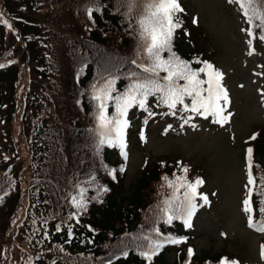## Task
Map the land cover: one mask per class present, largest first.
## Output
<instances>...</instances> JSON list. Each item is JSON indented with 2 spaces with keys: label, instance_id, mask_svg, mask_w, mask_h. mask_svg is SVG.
<instances>
[{
  "label": "trees",
  "instance_id": "16d2710c",
  "mask_svg": "<svg viewBox=\"0 0 264 264\" xmlns=\"http://www.w3.org/2000/svg\"><path fill=\"white\" fill-rule=\"evenodd\" d=\"M178 2L183 11L176 14L172 52L191 68L212 64L211 38L186 15L187 0ZM140 12V4L128 0H0V237L17 234L20 256L11 264H248L227 237L219 246L213 239L198 244L184 215L168 220L173 197L186 190L176 191L184 182L177 178L204 182L202 167L182 156L149 158L127 185L120 146L99 143L94 93L110 84L112 94L121 95L148 78L139 67L146 55L137 32ZM137 109L172 113L159 93L128 111ZM106 111L114 114L111 105ZM175 113L198 115L181 105ZM247 146L243 156L253 150L247 159L255 182L247 223L258 230L264 223V125ZM201 185L194 203L201 196L211 203ZM155 244L158 251L146 260L144 252ZM262 246L264 237L260 253Z\"/></svg>",
  "mask_w": 264,
  "mask_h": 264
},
{
  "label": "rangeland",
  "instance_id": "374dc122",
  "mask_svg": "<svg viewBox=\"0 0 264 264\" xmlns=\"http://www.w3.org/2000/svg\"><path fill=\"white\" fill-rule=\"evenodd\" d=\"M186 6L192 23L212 40L213 69L223 74L221 84L228 93L223 113L228 120L221 125L212 116L196 115L185 123L183 114L161 109L127 112L124 147L119 153L127 168L126 184L134 181L149 158L191 159L207 173L201 177V189L212 204L202 200L195 204L189 226L195 227L196 243L213 239L219 246L227 237L229 248L243 262L264 264L259 249L264 232L247 224L244 202L250 175L248 155L243 156L252 132L264 125V48L249 37L247 20L235 0H187ZM15 244L13 231L0 237V264H11L14 256H20Z\"/></svg>",
  "mask_w": 264,
  "mask_h": 264
},
{
  "label": "snow or ice",
  "instance_id": "6c2138e0",
  "mask_svg": "<svg viewBox=\"0 0 264 264\" xmlns=\"http://www.w3.org/2000/svg\"><path fill=\"white\" fill-rule=\"evenodd\" d=\"M137 2L141 6V12L137 17L139 25L137 32L141 51L146 54L144 62L139 67L148 74V78L133 84L126 93L121 95H113L110 84L100 92L94 93L93 99L98 102L96 119L99 143L118 144L123 149L124 129L128 126L124 117H126L128 109L134 105L143 108L146 97L156 93L160 94L161 102L172 110L173 115L177 105H181L185 111L196 113L205 119L212 116L213 122L223 125L228 120V116L223 113L229 104L227 90L221 84L223 74L215 71L213 65L207 62H203L201 68H191L187 62L180 60L171 50L174 31L180 26L176 14L183 11L178 0H128L130 6ZM236 2L239 4L249 28L256 29V31H248L249 37H256L264 42V0H236ZM4 23L6 24L7 21ZM165 52L168 53L167 57L163 55ZM2 67L4 65L0 64V68ZM161 72L165 75L161 76ZM201 73H204L206 78H201ZM180 81L184 83H180ZM186 97L190 99V105L185 104ZM109 105L114 108L113 115L107 114L106 109ZM150 115L154 114L150 113ZM190 119L191 117H188L184 122L188 123ZM252 151L251 148L248 149L249 159H251ZM187 171V168L183 169L185 174ZM177 180L184 182L177 183L176 191H179L181 187L186 190L182 198L173 197L176 203L171 209H166L169 212L168 220L171 221L176 215H184L187 222L196 207L194 200L199 195L197 187L203 182L197 179L194 183H190L186 177H178ZM254 183L250 175L249 184ZM169 186H173L171 181ZM201 198L207 203V196H201ZM73 202L76 203L75 197H73ZM244 203L245 211L251 214L250 201L245 200ZM76 206L83 207V204L77 203ZM258 230L264 232V223L259 225ZM173 242L179 243V241ZM159 247V244H155L151 250L144 252L145 259L150 261ZM191 254L192 250L189 249V255ZM261 256L264 258V246H262Z\"/></svg>",
  "mask_w": 264,
  "mask_h": 264
}]
</instances>
